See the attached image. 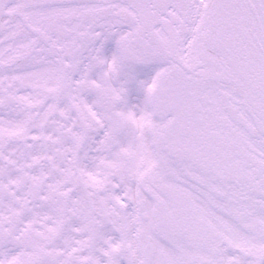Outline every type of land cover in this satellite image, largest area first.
<instances>
[{"label":"snow or ice","instance_id":"snow-or-ice-1","mask_svg":"<svg viewBox=\"0 0 264 264\" xmlns=\"http://www.w3.org/2000/svg\"><path fill=\"white\" fill-rule=\"evenodd\" d=\"M0 264H264V0H0Z\"/></svg>","mask_w":264,"mask_h":264}]
</instances>
